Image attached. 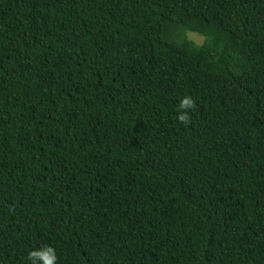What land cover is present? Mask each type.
I'll use <instances>...</instances> for the list:
<instances>
[{"label": "trees", "instance_id": "16d2710c", "mask_svg": "<svg viewBox=\"0 0 264 264\" xmlns=\"http://www.w3.org/2000/svg\"><path fill=\"white\" fill-rule=\"evenodd\" d=\"M0 264H264V0H0Z\"/></svg>", "mask_w": 264, "mask_h": 264}, {"label": "rangeland", "instance_id": "374dc122", "mask_svg": "<svg viewBox=\"0 0 264 264\" xmlns=\"http://www.w3.org/2000/svg\"><path fill=\"white\" fill-rule=\"evenodd\" d=\"M185 38L190 40V41H192L195 44H198V45L203 42L202 37L197 36V35H195L193 33H185Z\"/></svg>", "mask_w": 264, "mask_h": 264}]
</instances>
